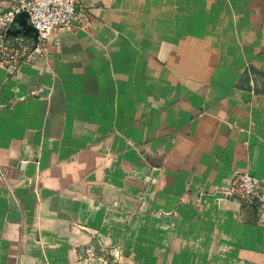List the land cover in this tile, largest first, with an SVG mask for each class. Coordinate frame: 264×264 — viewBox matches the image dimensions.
<instances>
[{"label":"crops","instance_id":"obj_1","mask_svg":"<svg viewBox=\"0 0 264 264\" xmlns=\"http://www.w3.org/2000/svg\"><path fill=\"white\" fill-rule=\"evenodd\" d=\"M32 49L0 62V264H264L228 194L264 186V0H80Z\"/></svg>","mask_w":264,"mask_h":264},{"label":"built area","instance_id":"obj_2","mask_svg":"<svg viewBox=\"0 0 264 264\" xmlns=\"http://www.w3.org/2000/svg\"><path fill=\"white\" fill-rule=\"evenodd\" d=\"M9 11L0 10V62L7 66L18 64L33 52L34 42L24 36L10 38L7 32L16 15L27 12L29 22L38 31V44L56 30L70 28L76 17L80 0H13ZM229 196L242 204L259 206L264 216V186L248 172L237 174L228 191Z\"/></svg>","mask_w":264,"mask_h":264},{"label":"water","instance_id":"obj_3","mask_svg":"<svg viewBox=\"0 0 264 264\" xmlns=\"http://www.w3.org/2000/svg\"><path fill=\"white\" fill-rule=\"evenodd\" d=\"M24 36L31 39L34 42V45L38 44V31L35 29L29 22V16L27 12H20L16 15L14 22L10 26L7 32V37L14 38ZM250 206L255 207L254 204ZM108 264H111L113 256H108Z\"/></svg>","mask_w":264,"mask_h":264}]
</instances>
